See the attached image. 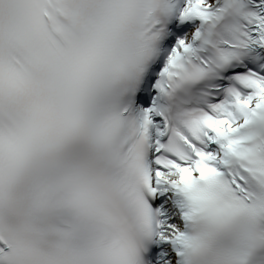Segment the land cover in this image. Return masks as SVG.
<instances>
[{
  "label": "snow or ice",
  "instance_id": "1",
  "mask_svg": "<svg viewBox=\"0 0 264 264\" xmlns=\"http://www.w3.org/2000/svg\"><path fill=\"white\" fill-rule=\"evenodd\" d=\"M0 264H264V0H0Z\"/></svg>",
  "mask_w": 264,
  "mask_h": 264
}]
</instances>
